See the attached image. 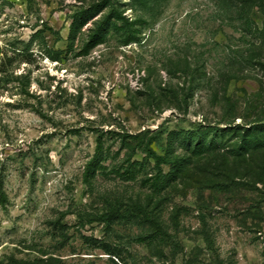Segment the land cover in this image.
<instances>
[{"label":"rangeland","instance_id":"1","mask_svg":"<svg viewBox=\"0 0 264 264\" xmlns=\"http://www.w3.org/2000/svg\"><path fill=\"white\" fill-rule=\"evenodd\" d=\"M131 3L0 0V264H264V152L237 155L224 118L264 114V47L230 67L246 46L218 0H165L139 44L87 42L112 7L140 15ZM216 123L215 151L174 144L180 170L155 193L167 133ZM117 208L130 220L107 223Z\"/></svg>","mask_w":264,"mask_h":264},{"label":"trees","instance_id":"2","mask_svg":"<svg viewBox=\"0 0 264 264\" xmlns=\"http://www.w3.org/2000/svg\"><path fill=\"white\" fill-rule=\"evenodd\" d=\"M165 0H131V7L134 12L140 13L135 19L130 20L125 15H123L122 10L111 8L110 12L103 15L99 20L94 21L92 28L90 29V35L87 38V42L93 44V46L104 42L106 35L111 32L115 33L118 38V43L121 47L128 46L130 44H139L141 39V30L138 27L139 20L143 22V18L147 16V20L152 21L160 14L159 9L161 4ZM221 4V14L225 19L228 17L230 21L238 23V28L235 29L236 32L241 33V40L244 43L245 49L240 50L234 56L235 58L228 57L230 67H238L240 69H245L247 66H255L253 62L254 57L251 55H244L246 51H262L264 47V0H218ZM234 3V5H233ZM234 6V7H233ZM235 8V9H232ZM234 10V11H233ZM253 10V13L250 12ZM233 13V14H232ZM235 14V15H234ZM260 15L257 17V15ZM71 30L69 34L70 44L75 38V27L79 23V19L75 15L71 16ZM256 18H261V25L259 26L255 21ZM146 21V20H145ZM81 25V24H80ZM79 25V26H80ZM236 26V25H234ZM37 34V33H36ZM36 34L34 37H36ZM53 60H57L54 58ZM262 66V64H260ZM5 72V71H0ZM10 77L12 80H17L19 77H14L13 73H7L5 75ZM24 78L23 76L20 77ZM202 80L197 79L195 86H198ZM191 95L188 97L190 98ZM221 102L227 105L230 102L229 97L224 96ZM261 107H264V102ZM235 107H231L230 112L224 115L231 121L229 123L233 135L236 139L235 142V153L239 156H244L249 153L264 152V114L259 113L257 120L254 122H248V124H238L233 125L235 117ZM264 113V111H263ZM232 114V115H231ZM222 120V121H221ZM219 120L220 123L224 122V119ZM215 125L199 124L190 130H174L167 133L166 139V151L163 157H159L154 153H150V157L156 160V165L158 167L157 176L154 181V192L159 194L162 192L169 184L172 182V174L180 170V165L177 161H170L171 156L174 153V144L179 143L186 151H192L195 155L206 154L210 151L216 150V142L223 135V128H217ZM250 125V126H249ZM249 126V127H248ZM160 164L169 165L170 169L168 173H162L159 169ZM264 167V163H263ZM2 179H0V203L6 200ZM133 212L136 215L148 216V211L140 205H135ZM130 211L124 209L120 211L119 208L113 209L109 212L107 223L112 224L114 221L123 222L125 220H130ZM149 241L154 240V235H149L146 237ZM52 260V259H51ZM39 260H25V259H14L11 258L7 264H39Z\"/></svg>","mask_w":264,"mask_h":264}]
</instances>
